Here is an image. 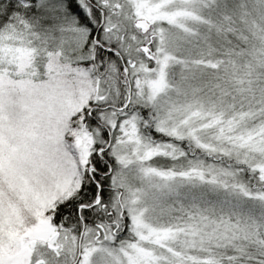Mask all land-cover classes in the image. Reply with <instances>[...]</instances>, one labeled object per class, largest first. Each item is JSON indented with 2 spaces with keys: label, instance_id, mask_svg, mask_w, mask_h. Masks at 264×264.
Instances as JSON below:
<instances>
[{
  "label": "snow or ice",
  "instance_id": "obj_1",
  "mask_svg": "<svg viewBox=\"0 0 264 264\" xmlns=\"http://www.w3.org/2000/svg\"><path fill=\"white\" fill-rule=\"evenodd\" d=\"M0 264H264V0H0Z\"/></svg>",
  "mask_w": 264,
  "mask_h": 264
}]
</instances>
